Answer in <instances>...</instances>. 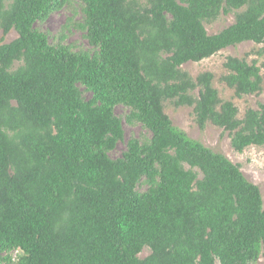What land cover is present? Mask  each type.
<instances>
[{
  "label": "trees",
  "instance_id": "1",
  "mask_svg": "<svg viewBox=\"0 0 264 264\" xmlns=\"http://www.w3.org/2000/svg\"><path fill=\"white\" fill-rule=\"evenodd\" d=\"M64 9L73 16L51 40L39 26ZM231 13L234 24L208 33L206 22ZM0 28L18 33L0 46V264L264 258L260 188L164 107H193L199 128L229 132L238 153L264 148V103L240 118L213 73L182 69L264 44V0H0ZM73 29L90 49L67 42ZM224 68L236 97L262 91L256 62L230 56ZM124 124L146 134L112 159Z\"/></svg>",
  "mask_w": 264,
  "mask_h": 264
},
{
  "label": "rangeland",
  "instance_id": "2",
  "mask_svg": "<svg viewBox=\"0 0 264 264\" xmlns=\"http://www.w3.org/2000/svg\"><path fill=\"white\" fill-rule=\"evenodd\" d=\"M73 16L70 9H64L60 12L53 14L48 21L39 26V28L51 36L58 34L62 27L67 23V20ZM81 18L78 12L77 20ZM235 22V14H222L217 20L213 22H206L205 27L210 35L217 34L228 28ZM18 38V33L12 30L9 34H5L3 29L0 28V46L9 44ZM67 42L75 44L79 48L90 49L88 41L85 39L84 34L78 30L73 29L67 37ZM234 56L247 60L249 63L256 62L262 69L264 76V44H255L246 42L235 47L225 49L213 57L206 59L200 63H188L182 69L188 72L193 78H197L200 74L211 72L214 74V87L219 91L220 97L225 101H232L239 109V117L243 118L246 111L250 108L258 109L260 104L264 103V84L260 93L254 95H246L241 98L235 96L233 90L229 89L222 81V75L227 71L224 64L228 57ZM20 64H16V68ZM86 98L90 99L91 94L86 93ZM165 113L170 117L173 125L187 135L197 141L203 143L206 147L214 152L221 153L228 158L232 163L238 165L249 182L258 186L264 198V148L250 147L243 153L236 152L231 146L230 133L222 128L208 124L204 130L200 129L196 123V116L193 107H176L173 102H165ZM116 114L124 117L127 109L123 106L116 108ZM125 141L120 142L116 149L110 153L112 159H118L122 156L127 148V142L132 137L141 138L146 132L141 126L130 127L124 124ZM145 189V188H144ZM150 254V250L146 248L140 255L145 258ZM216 264H220L217 262ZM256 264H264V258L261 257Z\"/></svg>",
  "mask_w": 264,
  "mask_h": 264
}]
</instances>
